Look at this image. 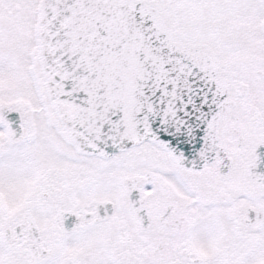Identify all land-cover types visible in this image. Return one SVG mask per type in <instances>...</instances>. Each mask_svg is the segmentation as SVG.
Here are the masks:
<instances>
[{
  "label": "snow or ice",
  "instance_id": "6c2138e0",
  "mask_svg": "<svg viewBox=\"0 0 264 264\" xmlns=\"http://www.w3.org/2000/svg\"><path fill=\"white\" fill-rule=\"evenodd\" d=\"M0 264H264V0H0Z\"/></svg>",
  "mask_w": 264,
  "mask_h": 264
}]
</instances>
